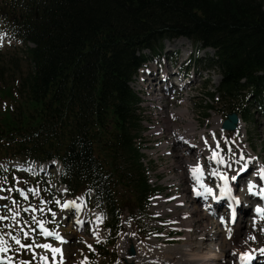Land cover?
<instances>
[{
	"label": "trees",
	"instance_id": "16d2710c",
	"mask_svg": "<svg viewBox=\"0 0 264 264\" xmlns=\"http://www.w3.org/2000/svg\"><path fill=\"white\" fill-rule=\"evenodd\" d=\"M28 70L0 92V156L56 157L71 193L93 188L117 208L149 186L134 145L141 126L132 76L163 40L210 47L218 91L240 105L264 96V4L259 0H5ZM18 11V14L17 12ZM2 67L0 68V76ZM242 80H244L242 82ZM116 213L115 215H117Z\"/></svg>",
	"mask_w": 264,
	"mask_h": 264
},
{
	"label": "rangeland",
	"instance_id": "374dc122",
	"mask_svg": "<svg viewBox=\"0 0 264 264\" xmlns=\"http://www.w3.org/2000/svg\"><path fill=\"white\" fill-rule=\"evenodd\" d=\"M264 4V0H259ZM12 24L8 20L7 16H4L0 13V38L3 39L4 44L0 45V66L2 67L1 72L2 75L0 76V82L4 84H11L14 82V84L17 82V79L22 74L26 73L28 70L27 62L25 61V58L23 57V51L22 47L23 45L14 39H12ZM181 40V41H180ZM1 44V42H0ZM193 46L191 45V42L187 39H184L182 37H177L171 40H166L163 42V47L160 49V51L153 52L152 54L155 55L156 59L158 60H165L167 62L176 61L179 59L182 55H185L184 49L186 48V52L188 53L189 48L192 50V56L189 57V68L186 69L188 71V78H190V72L194 73V81L190 85L188 84H181L182 86L175 87L176 96H174L173 99V90L168 91L166 88H164V84L159 83L157 85H153L152 87L158 86V92L161 90L160 93L158 92H150V89H146L145 86L141 87L139 82L140 74L136 76V78L131 82V87L139 92L140 96L142 97V103H141V113L142 116L145 118V123L149 121H156L160 122V119L158 117L159 109L155 107L156 104H173L175 106H181L180 101H184L181 108H185L188 111V118L193 117L198 121L200 124L199 127H207L208 129L213 126V121L216 117L221 118L222 120L225 119V116L228 112H230V108H227L225 104L221 101L220 96L216 92V88L220 82V74L217 69H212L208 63V59L212 57L213 51L211 50H202L198 49L195 46V43L192 42ZM180 45V46H178ZM181 50V52H177L178 50ZM152 55V56H153ZM170 63H167L166 65L169 66ZM165 65V66H166ZM194 69H193V67ZM171 67V66H170ZM192 67V68H191ZM193 69V70H192ZM143 71V70H142ZM154 71V70H153ZM150 72H152L150 70ZM141 75H144L142 73ZM146 76V73H145ZM144 76V77H145ZM145 81V80H143ZM145 83V82H144ZM2 84H0L2 86ZM147 84V83H146ZM164 89H162L161 85ZM148 87L147 88H151ZM183 87V89H182ZM150 92L151 94H149ZM209 92L215 94L214 99H210ZM156 94V95H154ZM161 94V95H160ZM160 99H156V98ZM182 99V100H181ZM3 103H14V101L9 99H0V108L3 105ZM249 103V102H247ZM154 105V107H153ZM252 108V119L246 122V125L244 127L246 137L249 143V148L254 150L257 154L263 157L264 160V111L260 110L257 106V104H254L253 106H250ZM187 116L180 117L182 119L187 118ZM214 118V119H213ZM177 122V121H176ZM175 123V122H174ZM177 124V123H176ZM178 125V124H177ZM179 127V126H178ZM163 129V126L160 127ZM217 128V127H216ZM215 129V128H213ZM159 130V127H158ZM167 131V130H165ZM222 130L216 129L217 134H220ZM243 132L242 128H240V133ZM146 133V132H145ZM234 133L229 132V136H227L228 140L232 139V135ZM153 140L148 139V136L146 137V134H144V139L141 141V143H145V147L147 148L146 151H149L153 148ZM234 144V142H233ZM146 162H149L145 158L143 159ZM162 161L164 159H161ZM49 187V185H48ZM17 195L20 197L19 201H16V205L12 206L9 204V196ZM125 195H128L125 193ZM48 195L44 193V195L37 194L36 201L34 203V206L36 208L37 215H33V213L30 215L28 211V205L32 204V201L30 200L28 202H24L23 197H21L18 193L14 191L13 188L11 189H2L0 187V227H2L6 234L7 230H10V227L12 225H15L14 236L27 238L29 241H31V235L28 231V226L30 223L33 222L37 223L38 220H40L42 217H50V222H56L57 216H61V229L69 235V242L67 243V246L65 245L63 253L64 255L66 252H69L68 255V261L67 263L60 262V253H57L55 256H53L50 249H44L43 256L48 257L47 264H81L84 262V259H81L83 256V247L85 250L88 251V260L87 264H150L146 261L137 260L134 253H128L130 246L127 250L128 255H124L122 253V241L121 239L126 236L128 233L127 230L129 227H132V230H135L138 232V235L141 239H143L144 242L150 241L149 239L152 237V235H155L156 233H161V230L157 227H155V221L151 218V214L148 213L146 210L145 214H137L135 216V219L129 220V217H127L126 209L124 211L125 218H122L121 220V228L110 230L108 227L109 224V218L106 215L107 207L104 206V204L101 205L100 208L96 207L94 204L86 203V209L89 210V212L98 210L99 213L102 215V220L100 217L99 222V233L98 237L95 239V241H98L99 239H102L104 236V240H100L95 244V250L89 249V245L93 247L94 242L85 241L86 238H91V229L93 226V221L91 223L90 227V236H84L85 234V228L84 225L81 223L78 230L82 232L84 245L81 242V238L74 230V224L72 223L73 215L68 214L66 216H62L64 214L65 210L64 208H61L54 202V198L47 199ZM81 198V197H80ZM82 199V198H81ZM80 199V200H81ZM75 200V199H74ZM82 201V200H81ZM84 202V201H83ZM195 204V203H194ZM196 206V205H195ZM27 209L25 212L26 217L24 218H18V215L14 216V213H18L19 208ZM84 207V204H83ZM49 209L51 211H49ZM67 209V208H66ZM67 211H69L67 209ZM72 211V210H71ZM55 213V215H53ZM78 211L76 212V214ZM87 213V212H86ZM98 213V214H99ZM96 214V213H92ZM97 215V214H96ZM100 216V215H99ZM194 216V215H193ZM33 217H35V221L33 220ZM66 217V218H65ZM43 218V219H44ZM80 218V215H79ZM197 218L195 217V220ZM85 220H91V216H86ZM131 222L133 224H131ZM264 222V219H263ZM245 226V225H244ZM24 227V229H23ZM85 227L89 229V225L85 223ZM101 227V230H100ZM247 227V226H246ZM211 230V226L209 227ZM56 230H59V227L56 228ZM124 230V231H123ZM24 233H28L27 236L24 235ZM103 234V236H102ZM68 238L67 235L64 234ZM196 233L194 232L189 233L188 239H182L177 240L173 243H184V242H190L196 241ZM209 236V235H208ZM211 238V236L209 237ZM152 240V239H151ZM184 241V242H183ZM211 240H208L210 242ZM150 242H155L154 240ZM53 247H58L61 249V245L58 243L50 242ZM157 243V242H156ZM260 243H264L263 237H259L258 242H254L255 245H259ZM147 244V243H146ZM152 244V243H151ZM83 247L81 248V246ZM88 245V246H87ZM162 245V244H161ZM174 245V244H173ZM163 246H170V245H163ZM80 249L82 251H80ZM134 249V248H133ZM18 249L15 248L14 251H17ZM42 250L33 253L30 250H24L23 252L26 257H29L31 259L32 264H36L35 261H39V255L42 254ZM157 250V249H156ZM163 258L168 257L166 252H163ZM131 255L132 259L126 258L125 256ZM20 260V259H19ZM137 260V261H136ZM79 261V262H78ZM140 261V262H139ZM146 262V263H143ZM85 262L82 264H86ZM226 261H224L221 264H225ZM228 263V262H227ZM17 264V263H15ZM41 264V263H39ZM163 264V262H162ZM164 264H169L168 260L164 261Z\"/></svg>",
	"mask_w": 264,
	"mask_h": 264
},
{
	"label": "bare ground",
	"instance_id": "6f19581e",
	"mask_svg": "<svg viewBox=\"0 0 264 264\" xmlns=\"http://www.w3.org/2000/svg\"><path fill=\"white\" fill-rule=\"evenodd\" d=\"M181 41V40H180ZM180 46V45H178ZM186 54V48L183 50ZM167 64V63H166ZM165 64V65H166ZM169 65V64H168ZM150 70L153 72L154 68L151 67ZM163 72H165L166 74L170 73V65L169 66H165L163 68ZM144 73V72H143ZM145 73L144 75H141V80H145L146 76ZM152 77V76H151ZM156 82L154 83H149L148 87H152L153 85H157L159 83H162V81L159 80H155ZM161 85V84H160ZM162 87V85H161ZM150 89V92H158V86L157 87H152L148 88ZM162 89H164L162 87ZM161 90L158 92L160 93ZM161 95V94H160ZM182 103H184V101L182 100ZM172 114H174L175 116H180V117H184L187 116L188 111L185 108H176L174 110H172ZM186 120L185 125L183 126L185 130H188L189 132H192L196 126H197V122L194 121L191 117L188 118H184ZM214 123H215V128L220 126V120L218 118L214 119ZM239 123H241V121L239 120ZM238 123V124H239ZM162 128L159 127V130H161ZM163 129L164 130H169V131H177L179 129L178 125L174 122H164L163 123ZM212 131V130H211ZM203 132H201L200 134L202 135ZM216 139L214 140L213 138V142L215 143ZM206 147V146H205ZM181 156L178 155V158H180ZM182 158V157H181ZM81 199V198H80ZM79 198L75 199V200H67V201H72L74 203H69L68 206L66 207L67 209H76L78 211L77 213V217L79 218V215L83 209V204L84 202L81 201ZM191 201L192 206H195L196 203ZM77 205L79 207H77ZM96 213V212H94ZM192 213L194 215V217H196V222H200L199 226L201 228H199L198 231H196V241H190V242H184L181 244H174V245H170V246H163L159 243L156 242H152V244H146L142 241H140L138 238H136L135 236L132 235H126L122 241V253L124 255H128L127 250L129 248V246L131 245L134 248V255L137 258V260H141V261H146L149 262L150 264H164L165 260L169 261V264H221L224 261H226L228 258H231V243L229 240H237L238 239V234H235L232 238L227 239L225 237L226 232L223 231L220 227L215 226L213 232L211 233L215 238L216 241L219 243V247H220V253L218 254V256L215 258V260L212 263L207 262L206 260V256L208 255V244H207V236L209 235V230H207L206 228H204V226L202 225L204 217L201 213L198 212V210L195 207H192ZM97 214V215H96ZM93 214L92 215V221H93V226L91 229V238H86L85 241L92 242L95 241V239L98 237V233H99V222L100 221V216L98 213ZM256 219V218H255ZM78 221H80V218L77 219ZM244 221H242L243 223ZM81 225V224H80ZM245 225V224H244ZM238 229V228H237ZM245 227L244 228H240V233L244 232L245 233ZM237 233V230H236ZM247 234V232H246ZM67 237L65 236V239ZM249 236H245V239H248ZM93 243V242H92ZM129 245V246H128ZM65 248V247H64ZM157 249V250H156ZM66 250V249H64ZM163 252H166L168 257H165L162 259L163 257ZM127 257H131V255L127 256ZM132 258V257H131ZM84 263V262H82ZM81 263V264H82ZM225 264H229L226 263Z\"/></svg>",
	"mask_w": 264,
	"mask_h": 264
},
{
	"label": "snow or ice",
	"instance_id": "6c2138e0",
	"mask_svg": "<svg viewBox=\"0 0 264 264\" xmlns=\"http://www.w3.org/2000/svg\"><path fill=\"white\" fill-rule=\"evenodd\" d=\"M217 147H219V145H217ZM219 156V153L216 152V151H213V154H212V158L213 159H216L217 157ZM247 167V165H245V168ZM241 171H243V169H241ZM192 172H193V175L196 177L197 180H199V176L202 175V169L200 168L199 165H197L196 167H194L192 169ZM216 175H221L219 173H214ZM262 178H264V169H261L258 173ZM221 178L225 181V184L224 186L221 188V193L222 194H228L230 192V188H228V185H227V180H228V177L227 176H224V175H221ZM231 179L235 180L236 179V176H232ZM206 188V191L208 192H211L212 189L211 188H207V186H205ZM255 188V185L252 183V182H249L248 183V190L249 192H252L253 189ZM18 191L20 192V194L22 196H25L26 197V193L23 189H18ZM30 191H35V189H31ZM199 194V193H197ZM256 195L258 196H261V197H264V188H261L258 192L255 193ZM57 203H59V201H57ZM69 203H74L72 201H66L65 203L61 204V208H66L68 206ZM237 203H239V201L237 200ZM77 207H79L77 205ZM27 209H25L26 211ZM49 211H51L49 209ZM256 212L260 214V219H264V207H261L260 205H257L256 207ZM16 215H19V213H14V216ZM53 215H55V213H53ZM0 218H3V217H0ZM33 220L35 221V217H33ZM38 226L41 228L42 230V233L43 235L45 236H55L56 239L58 240H61L62 242L64 241V237H62L58 232H54V231H49L47 228H45L44 226V221L41 220V221H38ZM9 236L12 237V240L15 241V243L17 245H19L21 248H27V249H32L33 248V245L31 244H22L21 243V240L16 237V236H12L11 233H8ZM25 236L28 235V233H24ZM254 238V237H252ZM37 247H41V248H44V249H50L53 256H55L57 253H62V249L58 248V247H53L52 244H48V243H45V244H42V245H37ZM89 247H91L89 245ZM9 248H10V245L4 241L2 238H0V252H5L7 253L9 251ZM261 252H264V249H260ZM250 255L248 253H244L242 254V259H250ZM41 261H43V264H47V261H48V257L47 256H41L40 257ZM0 260H6L7 261V264H13V261H12V258L10 256H4V257H0ZM21 264H29V262L27 261H21Z\"/></svg>",
	"mask_w": 264,
	"mask_h": 264
},
{
	"label": "water",
	"instance_id": "95a60500",
	"mask_svg": "<svg viewBox=\"0 0 264 264\" xmlns=\"http://www.w3.org/2000/svg\"><path fill=\"white\" fill-rule=\"evenodd\" d=\"M235 119H236L235 116L232 115V116H231V120H232V121H235Z\"/></svg>",
	"mask_w": 264,
	"mask_h": 264
}]
</instances>
